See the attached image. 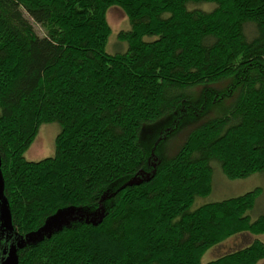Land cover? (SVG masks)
<instances>
[{"label": "trees", "instance_id": "trees-1", "mask_svg": "<svg viewBox=\"0 0 264 264\" xmlns=\"http://www.w3.org/2000/svg\"><path fill=\"white\" fill-rule=\"evenodd\" d=\"M112 7L130 24L116 54ZM211 107L170 159L145 146L144 129ZM51 123L54 156L29 161ZM0 158L19 238L102 210L19 247L17 264H203L226 237L261 234L264 214L248 216L261 188L191 208L214 162L229 180L264 173V0H0ZM263 258L256 240L207 264Z\"/></svg>", "mask_w": 264, "mask_h": 264}, {"label": "rangeland", "instance_id": "rangeland-1", "mask_svg": "<svg viewBox=\"0 0 264 264\" xmlns=\"http://www.w3.org/2000/svg\"><path fill=\"white\" fill-rule=\"evenodd\" d=\"M205 8L209 9V7ZM106 18L112 29V35L109 39L106 51L109 54L126 51L127 44L122 43L118 38V34L121 31H127L130 29V24L124 11L119 7H112L108 10ZM34 27L39 35L43 36L45 34L44 29H42L39 25L34 24ZM199 94L200 91L196 97H198ZM219 112L218 107H211L208 108L206 112H200L196 116H189L181 120H174L170 122L168 120L162 121V123L160 122L151 128L144 129L142 133V140L145 146L149 148L152 153H157L159 156L158 160H168L177 153L193 129L200 126L208 119L215 117ZM60 130V126L57 123L42 125L33 145L26 153V158L29 161L36 162L45 158L53 157L55 154V139L60 133ZM212 165L214 167L212 192L208 196L199 197L195 201L191 210H195L205 204L240 197L255 190L256 188H261L263 194L257 200L256 207L248 214L250 217V224L255 223L259 216L264 214V173H256L242 180H229L222 173L219 163L214 162ZM144 177H147V175ZM0 183H2L1 175ZM3 203V212H5L7 219L9 220L10 216L8 215V205L5 197L3 199ZM93 214L86 211L84 214L77 209H70L69 211L62 212L60 215L52 219L42 230L38 232V234L33 237L26 238L25 241L30 242L38 239L39 237L45 236L52 230L57 229L59 226L76 218L96 220L102 215V210L95 213L97 214V218H93ZM4 227L3 229H5ZM256 240L264 243V231L261 234H257V232L248 229L228 236L206 251L203 256L202 263L207 264L227 253L245 248ZM15 245L16 244L11 243V245L3 250L4 254L0 258V264H17ZM257 264H264V258Z\"/></svg>", "mask_w": 264, "mask_h": 264}, {"label": "water", "instance_id": "water-1", "mask_svg": "<svg viewBox=\"0 0 264 264\" xmlns=\"http://www.w3.org/2000/svg\"><path fill=\"white\" fill-rule=\"evenodd\" d=\"M1 158H0V170H1ZM0 175H1V172H0ZM2 177V176H1ZM3 190H4V187H3V181H2V183H0V193H2V194H0V235H1V230L3 229V227L5 228V229H3V231H4V233H7L8 235H12V236H14L15 237V241L13 242V244H16L15 245V247H16V253H17V249L19 248V247H22L23 245H25V244H27V243H32V242H35V241H37L38 239H40V238H42V237H44V236H42V237H39L38 239H36V240H33V241H30V242H26L25 240H26V238H29V237H33V236H35V235H32V236H27L26 238H19L17 235H16V233H15V231H14V229H13V227H12V225H11V217H9V220L7 219V216H6V214H5V212H3V206H4V203H3V199H4V193H3ZM6 200V199H5ZM7 210H8V215L10 216V212H9V208H8V206H7ZM54 219V218H53ZM52 220V219H51ZM50 220V221H51ZM49 221V222H50ZM55 230V229H54ZM54 230H52L50 233H52ZM50 233H48L47 235H49ZM38 234V233H37Z\"/></svg>", "mask_w": 264, "mask_h": 264}, {"label": "flooded vegetation", "instance_id": "flooded-vegetation-1", "mask_svg": "<svg viewBox=\"0 0 264 264\" xmlns=\"http://www.w3.org/2000/svg\"><path fill=\"white\" fill-rule=\"evenodd\" d=\"M0 235V258L4 254L3 250L6 249L11 243L15 241V237L12 235H8L7 233H4L3 229L1 230Z\"/></svg>", "mask_w": 264, "mask_h": 264}]
</instances>
